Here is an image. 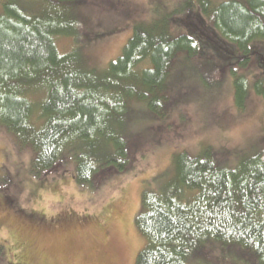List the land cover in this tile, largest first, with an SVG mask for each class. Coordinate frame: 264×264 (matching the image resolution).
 Returning <instances> with one entry per match:
<instances>
[{"label":"trees","instance_id":"1","mask_svg":"<svg viewBox=\"0 0 264 264\" xmlns=\"http://www.w3.org/2000/svg\"><path fill=\"white\" fill-rule=\"evenodd\" d=\"M87 3L1 4L0 128L32 150L34 177L47 178L70 161L75 182L95 190L132 169L140 143H130L129 127L142 111L156 121L167 117L177 60L230 70L240 111L252 87L264 93V0L154 1L149 19L133 24L121 54L102 72L79 47L62 54L55 44L71 33L63 23L70 9ZM78 18L76 31L80 10ZM251 65L252 84L236 72ZM226 156L210 146L196 156L175 153L171 181L142 191L134 224L144 245L135 264H187L216 245L264 264V152L232 164Z\"/></svg>","mask_w":264,"mask_h":264},{"label":"rangeland","instance_id":"2","mask_svg":"<svg viewBox=\"0 0 264 264\" xmlns=\"http://www.w3.org/2000/svg\"><path fill=\"white\" fill-rule=\"evenodd\" d=\"M154 1L176 0H87L77 11L70 9L63 23L71 33L57 36L56 47L62 54L79 47L88 65L102 72L121 54L133 24L149 19ZM79 10L84 21L76 31ZM247 69L236 72L247 73L252 84L257 71L253 65ZM211 70L194 58L185 65L174 62L167 117L137 115L129 127L130 143H140L135 166L99 189L78 185L70 161L47 178L34 177L32 150L0 128V263L135 264L144 245L134 224L141 193L171 181L175 153L196 156L210 146L226 152L224 162L232 164L246 153L264 152V93L252 87L240 111L230 70ZM245 259L216 245L187 264H254Z\"/></svg>","mask_w":264,"mask_h":264}]
</instances>
